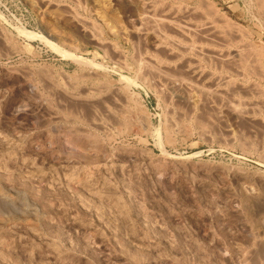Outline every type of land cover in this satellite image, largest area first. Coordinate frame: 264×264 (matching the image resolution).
I'll list each match as a JSON object with an SVG mask.
<instances>
[{
  "label": "rangeland",
  "instance_id": "374dc122",
  "mask_svg": "<svg viewBox=\"0 0 264 264\" xmlns=\"http://www.w3.org/2000/svg\"><path fill=\"white\" fill-rule=\"evenodd\" d=\"M186 1L0 0V264H264V0Z\"/></svg>",
  "mask_w": 264,
  "mask_h": 264
},
{
  "label": "bare ground",
  "instance_id": "6f19581e",
  "mask_svg": "<svg viewBox=\"0 0 264 264\" xmlns=\"http://www.w3.org/2000/svg\"><path fill=\"white\" fill-rule=\"evenodd\" d=\"M96 1H97V0H96ZM99 1H100V0H99ZM154 1H155V0H154ZM185 1H186V0H185ZM186 2H187V1H186ZM178 3H179V2H178ZM203 3H204V2H203ZM203 3H202V4H203ZM179 5H180V4H179ZM206 5H208V4H206ZM263 5H264V4H263ZM138 6H139V5H138ZM150 6H151V5H150ZM167 7H168V6H167ZM169 7H170V6H169ZM200 7H201V6H200ZM162 8H163V7H162ZM162 8H161V10H162ZM215 8H216V7H215ZM261 8H262V7H261ZM167 9H169V8H167ZM180 9H181V8H180ZM184 9H185V8H184ZM191 9H192V8H191ZM202 9H203V8H202ZM175 10H176V9H175ZM196 10H197V9H196ZM206 10H208V9H206ZM209 10H210V9H209ZM194 11H195V10H194ZM194 11H193V12H194ZM200 11L202 12V10H200ZM204 11H205V10H204ZM163 12H166V10H164ZM169 12H170V9H169ZM172 12H173V11H172ZM179 12H180V10H179ZM185 12H186V11H185ZM191 12H192V11H191ZM208 12H209V14H210V11H208ZM211 12H212V11H211ZM154 13H155V12H154ZM195 13H196V12H195ZM202 13H203V12H202ZM202 13H201V15L203 16ZM169 14H170V13H169ZM180 14H181V13H180ZM186 14H187V13H186ZM214 14H215V13H214ZM189 15H190V14H189ZM195 15H196V14H195ZM221 15H222V14H221ZM150 16L152 17V18H149V19L152 21V22H151V24H152V27H151V28H152V30H154L156 33L159 31V29H160L161 26H171V27H172V26H174V27L176 26V27H177L176 31H177L178 29H180L182 33H183V32H184V33H185V32H188V31L190 30V26H188L187 24L184 25V26H180L179 24L175 23L176 21L173 22V21H174L173 19H172L173 21H171V18H170V20H168V19L166 18V16L163 15V14H162L160 17H159V15H158V16H157L158 18H155L156 16H154V15H152V14H151ZM153 16H154V17H153ZM183 16H184V14H183ZM196 16H197V15H196ZM199 16H200V15H199ZM167 17L169 18V15H168ZM197 17H198V16H197ZM207 17H208V16H207ZM207 17H206V18H207ZM172 18H175V17H172ZM176 18H177V17H176ZM195 18H196V17H195ZM195 18H194V19H195ZM204 18H205V14H204L203 19H204ZM185 19H186V18H185ZM187 19H188V18H187ZM198 19H199V18H198ZM198 19H197V20H198ZM200 19H201V18H200ZM207 19H212V18H207ZM150 20L148 21L149 23H150ZM179 20H180V19H179ZM189 20H190V19H189ZM201 20H202V19H201ZM220 20H222V19H220ZM146 21H147V19H146ZM207 21H208V20H207ZM207 21H206L205 23H208V22H209V21H208V22H207ZM211 21H212V20H211ZM215 21H217V20L214 19V22L212 21L211 23H213V25H214V24H215ZM218 21H219V19H218ZM180 22H181V21H180ZM187 22H188V21H187ZM189 22H190V21H189ZM189 22H188V23H189ZM219 22H220V21H219ZM183 23H184V22H183ZM200 23H201V22H200ZM205 23H201V24H202L201 27H202V26L204 27V24H205ZM216 23H217V22H216ZM229 23H230V22H229ZM229 23H228V25H229ZM144 24H145V23H144ZM147 24H148V23H147ZM151 24H149V25L151 26ZM208 24H210V23H208ZM217 24H218V23H217ZM217 24H216V25H217ZM193 25H194V24H193ZM206 25H207V24H206ZM213 25H211V24L208 25V26H207V31H208V32H212L213 34H214V33H215V34H216V33L220 34V33H221V32L219 33L220 30H217L216 27H215L216 25H215V26H213ZM145 26H146V25H145ZM225 26H226V24H225ZM233 26H234V24H233ZM238 26H239V25H238ZM134 27H135V26H134ZM191 27H192V26H191ZM201 27H200V29H201ZM222 27H224V25H223ZM226 27H228V26H226ZM229 27H230V26H229ZM229 27H228V28H229ZM148 28H149V26H148ZM151 28H150V29H151ZM194 28H195V27H194ZM196 28H197V27H196ZM196 28H195V29H196ZM204 28H205V27H204ZM217 28H218V26H217ZM258 28H259V26H258ZM192 29H193V28H192ZM198 29H199V28H198ZM202 29H203V28H202ZM202 29H201V30H202ZM218 29H219V28H218ZM220 29H221V28H220ZM224 29H225V28H224ZM235 29H236V28H235ZM240 29H241V28H240ZM162 30H163V29H162ZM205 30H206V29H205ZM205 30H203V31H205ZM221 30H222V29H221ZM226 30H227V29H226ZM229 30H231V29H229ZM229 30H228V31H229ZM259 30H260V29H259ZM160 31H161V30H160ZM160 31H159V32H160ZM166 31H167V30H166ZM168 31L170 32V30H168ZM192 31H193V30H192ZM222 31H223V30H222ZM224 31H225V30H224ZM231 31H232V30H231ZM235 31H236V30H234V32H235ZM238 31H239V28H238ZM163 32H164V30H163ZM172 32H173V31H172ZM178 32H179V30H178ZM178 32H177V33H178ZM190 32H191V31H190ZM226 32H227V31H226ZM246 32H247V31H246ZM246 32H245V33H246ZM161 33H162V32H161ZM161 33H160V34H161ZM191 33H193V32H191ZM198 33H199V32H198ZM212 33H210V34L213 35ZM236 33H237V32H236ZM240 33H241V30H240L239 34H240ZM243 33H244V32H243ZM157 34H158V33H157ZM165 34H166V32H165ZM165 34H164V35H165ZM187 34H189V33H187ZM201 34H202V33H201ZM210 34H207V35L210 36ZM228 34H229V33H228ZM161 35L164 36L163 33H162ZM179 35H180V34H179ZM190 35L192 36V34H190ZM223 35H224V34H223ZM229 35H230V34H229ZM229 35H228V36H229ZM232 35H233V34H232ZM232 35H231V36H232ZM246 35H248V34H246ZM165 36H166V35H165ZM180 36H183V35H180ZM213 36H214V35H213ZM217 36H218V35H216L215 38H217ZM221 36H222V34H221ZM221 36H218V38L221 37ZM228 36H226V38H227ZM159 37H160V36H159ZM188 37H189V36H188ZM211 37H212V36H211ZM233 37L235 38L234 35H233ZM237 37H239V36H237ZM164 38H165V37H164ZM172 38H173V37H172ZM184 38H185V37H184ZM191 38H192V37H191ZM199 38H200V37H199ZM207 38H208V37H207ZM221 38H222V37H221ZM223 38H225V37L223 36ZM137 39H138V38H137ZM195 39H196V38H195ZM202 39H203V38H202ZM161 40H162V39H161ZM197 40H198V38H197ZM208 40H209V39H208ZM210 40H211V39H210ZM217 40H219V39H217ZM223 40H225V39H223ZM223 40H221L222 43H224ZM231 40H232V39H231ZM234 40H235V39H234ZM236 40H237V39H236ZM246 40H247V39H246ZM164 41H165V40H164ZM221 41H220V42H221ZM232 41H233V40H232ZM206 42H207V41H206ZM217 42H218V41H217ZM244 42H245V41H244ZM246 42H247V41H246ZM209 43H210V42H209ZM225 43H226V44H225L224 46H226V45H227L228 43H230V42H228V41L226 40ZM230 44H231V43H230ZM235 44H236V43H235ZM241 44H242V43H241ZM247 44H248V43H247ZM247 44H246V45H247ZM255 44H256V43H255ZM188 45H189V44H188ZM217 45H218V44H217ZM246 45H245V47H243V49L241 48V50H239L238 47H237L238 50H237L236 48H234V47H233V48L236 49V50L232 49V51H233V53H232V58L235 59V62H236V60H237V61L239 62L240 68H243V69H244L246 66L249 67V65H255V64L259 63L260 60L264 58V57L262 56V55H264V54H262V52H261L260 54L257 53V49H255L256 47H255V48L253 47L254 45H253V46H250V45H247V46H246ZM176 46H177V45H176ZM231 46H232V45H231ZM242 46H243V45H242ZM259 46H261V45H259ZM199 47H200V46H199ZM262 47H263V46H261V47H259V48H262ZM134 48H135V47H134ZM230 48H231V47H230ZM257 48H258V46H257ZM259 48H258V49H259ZM187 49H188V48H187ZM195 49H196V48H195ZM215 49H218V48H216V46H215ZM139 50H140V49H139ZM159 50H160V49H159ZM203 50H204V49H203ZM209 50H210V49H209ZM218 50H219V49H218ZM230 50H231V49H230ZM135 51H136V50H135ZM187 51H188V50H187ZM195 51H196V50H195ZM200 51H201V50H200ZM207 51H208V50H207ZM211 51H213V50L211 49ZM216 51H217V50H216ZM222 51H224V50H222ZM225 51H226V50H225ZM217 52L219 53V51H217ZM258 52H259V50H258ZM218 53H217V54H218ZM221 53H222V52H221ZM224 53H225V52H224ZM227 53H228V52H226V54H227ZM229 53H230V51H229ZM210 54H211V53H210ZM217 54H216V55H217ZM230 54H231V53H230ZM182 55H183V54H182ZM206 55H207V54H206ZM212 55L214 56V53H213ZM222 55H223V56H222ZM228 55H229V54H228ZM164 56H165V55H164ZM177 56H178V55H177ZM204 56H205V55H204ZM218 56H219V55H218ZM224 56H225V54H221L219 57H220V58H221V57L223 58ZM227 57H229V56L226 55V57H224V58L227 59ZM261 57H262V58H261ZM136 58H137V57H136ZM222 58H221V59H222ZM145 59H147V58H145ZM225 59H223V60H225ZM217 60H218V59H217ZM223 60H222V62H225V61H223ZM141 61H142V60H141ZM191 61H192V60H191ZM194 61H196V60H194ZM227 61H229V60L227 59ZM227 61H226V62H227ZM197 62H199V61H197ZM208 62H210V61H208ZM212 62H213V61H212ZM232 62H233V61H232ZM227 63H228V62H227ZM233 63H234V62H233ZM151 64H152V63H151ZM153 64H155V63H153ZM225 64H226V63H225ZM225 64H224V65H225ZM235 64H236V63H235ZM157 65H158V64H157ZM228 65H230V61H229V64H228ZM232 65L234 66V64H232ZM259 65H260V64H259ZM263 66H264V65H263ZM139 67H140V66H139ZM145 67H146V66H145ZM219 67H220V66H219ZM219 67H217V68H219ZM237 67H239V66H237ZM252 67H253V66H251V68H252ZM258 67H259V66H258ZM258 67H256V68H258ZM150 68H151V67H150ZM163 68H164V67H163ZM183 68H184V67H183ZM228 68H229V66H228ZM249 68H250V67H249ZM249 68H246V69H249ZM259 68H260V67H259ZM160 69H162V68H160ZM166 69H167V68H166ZM184 69H185V68H184ZM237 69L239 70V68H237ZM237 69H236V70H237ZM157 70H158V69H157ZM185 70H186V69H185ZM244 70H245V69H244ZM250 70H251V69H250ZM250 70H249V71H250ZM253 70L257 71V70L254 69V68H253ZM155 71H156V70H155ZM255 71H254V72H255ZM146 72H147V71H146ZM158 72H159V73L161 72L160 74H162V70H161V71H158ZM164 72H165V71H164ZM178 72H179V71H177V73H178ZM192 72H193V71H192ZM241 72L244 73L243 71H241ZM85 73H86V72H85ZM154 73H155V72H154ZM156 73H157V72H156ZM172 73H173V72H172ZM197 73H198V72H197ZM211 73H212V72H211ZM234 73H235V69H234ZM238 73H239V72H238ZM245 73H246V72H245ZM262 73H263V72H262ZM90 74H91V73H90ZM90 74H89V77H90ZM144 74H145V73H144ZM163 74H164V73H163ZM187 74H188V73H186V76H187ZM209 74H210V73H209ZM254 74H255V73H254ZM169 75H170V74H169ZM169 75H168V77H170ZM252 75H253V74H252ZM164 76H165V74H164ZM202 76H203V75H202ZM209 76H210V75H209ZM257 76H258V75H257ZM85 77H86V76H85ZM125 77H126V76H125ZM159 77H160V75H159ZM177 77L179 78V76H176V77L174 76V77H170V78H167V79H165V80L163 79V80L166 82V84L171 85L172 88H175V90H177V88L179 87V85H178L177 83H178V80L180 79V78L178 79ZM175 78H177L178 80H176ZM187 78H188V77H187ZM192 78H193V77H192ZM205 78L207 79V77H205ZM89 79H90V78H89ZM161 79H162V78H161ZM182 79H183V78H182ZM184 79H185V78H184ZM211 79H212V78H211ZM211 79H210V80H211ZM226 79H227V77H226ZM194 80H195V79H194ZM197 80H198V79H197ZM212 80H213V79H212ZM215 80H217V79H215ZM215 80H214V82H215ZM227 80H228V79H227ZM227 80H225V81H227ZM84 81H85V80H84ZM151 81H152V80H151ZM176 81H177V83H176ZM182 81L184 82V80H182ZM222 81H223V80H222ZM219 82H220V81H219ZM219 82H218V83H219ZM108 83H109V82H108ZM152 83H153V82H152ZM196 83H197V82H196ZM200 83H201V82H200ZM210 83H211V82H210ZM210 83H209V84H210ZM215 83H216V82H215ZM215 83H214V84H215ZM231 83H232V82H231ZM153 84H154V83H153ZM161 84H162V83H161ZM176 84H177V85H176ZM214 84H213V85H214ZM236 84H237V83H236ZM213 85H212V86H213ZM253 85H254V84H253ZM125 86H126V85H125ZM171 86H170V87H171ZM176 86H178V87L176 88ZM196 86H198V85H196ZM209 86H210V85H209ZM215 86H216V87H215ZM223 86L226 87V86H227V82H224V83H222V84H217V85L215 84V85L213 86V88H214L213 90L216 91V92L218 93L219 90H220ZM232 86H233V85H232ZM129 87H130V86H129ZM225 87H224V88H225ZM229 87H231V86L229 85ZM229 87H228V90H229ZM252 87H253V86H252ZM252 87H251V88H252ZM256 87H257V86H256ZM99 88H100V87H99ZM103 88H104V87H103ZM205 88H206V87H205ZM215 88H216V89H215ZM233 88H234V87H233ZM210 89L212 90V88H210ZM85 90H86V89H85ZM172 90H173V89H172ZM172 90H171V91H172ZM178 90H180V89H178ZM183 90H184V89H183ZM195 90H196V89H195ZM201 90H202V89H201ZM211 90H208V91H211ZM213 90L211 91V93H212V92L214 93ZM245 90H247V89L245 88ZM83 91H84V90H83ZM87 91H88V90H87ZM103 91H104V90H103ZM225 91H226V90H225ZM236 91H238V90H236ZM250 91H251V90H250ZM260 91H261V90H260ZM204 92H205V91H204ZM231 92H232V91H231ZM257 92H258V91H257ZM84 93H85V92H84ZM217 93H215V95H216ZM220 93H223L222 90L220 91ZM220 93H218V94H220ZM226 93H227V91H226ZM226 93H225V94H226ZM67 94H68V93H67ZM111 94H112V93H111ZM116 94H117V93H116ZM203 94H204V93H203ZM230 94H231V93H230ZM233 94H234V93H233ZM236 94H237V93H236ZM241 94H242V93H241ZM256 94H257V93H256ZM208 95H209V94H208ZM231 95H232V94H231ZM251 95H252V94H251ZM80 96H81V95H80ZM92 96H93V95H92ZM217 96H218V95H217ZM242 96H243V95H242ZM247 96H248V95H247ZM67 97H68V96H67ZM78 97H79V96H78ZM220 97H221V96H219V98H220ZM234 97H235V96H234ZM237 97H238V96H237ZM88 98H89V97H88ZM98 98H99V96H98ZM165 98H166V97H165ZM217 98H218V97H217ZM77 99H78V98H77ZM77 99H76V100H77ZM220 99H221V98H220ZM230 99H231V98H230ZM260 99H261V98H260ZM69 100H70V99H69ZM71 100H73V99H71ZM243 100H244V99H243ZM228 101H229V100H228ZM91 102H92V101H91ZM216 102H217V101H216ZM231 102H232V101H231ZM241 102H242V101H241ZM244 102H245V101H244ZM226 103H227V102H226ZM232 103H233V102H232ZM88 104H89V103H88ZM134 104H135V103H134ZM218 104H219V103H218ZM255 104H256V103H255ZM258 104H259V103H258ZM261 104H262V103H261ZM263 104H264V103H263ZM104 105H105V104H104ZM227 105H228L229 107H233L232 105L230 106L229 102L227 103ZM222 106H223V105H222ZM241 106H242V105H241ZM105 107H106V105H105ZM239 107H240V106H239ZM249 107H250V106H249ZM259 107H260V106H259ZM227 108H228V107H227ZM227 108H226V109H227ZM233 108H234V107H233ZM243 108H244V107H243ZM246 108H247V107H246ZM255 108H256V107H255ZM90 109H91V108H90ZM228 109H229V108H228ZM231 109H232V108H231ZM236 109H237V108H236ZM236 109H235V110H236ZM253 109H254V108H253ZM258 109H259V108H258ZM232 110H233V109H232ZM111 112H112V111H111ZM251 113H252V112H251ZM259 113H260V112H259ZM255 116H256V115H255ZM93 117H94V116H93ZM94 118H95V117H94ZM258 120H259V119H258ZM94 121H95V120H94ZM175 121H176V120H175ZM203 124H204V123H203ZM98 125H99V124H98ZM170 130H171V129H170ZM167 131H168V130H167ZM168 132H169V131H168ZM169 135H170V134H169ZM169 137H170V136H169ZM169 137H168V138H169ZM253 261H254V260H253ZM244 263H245V262H244Z\"/></svg>",
  "mask_w": 264,
  "mask_h": 264
}]
</instances>
